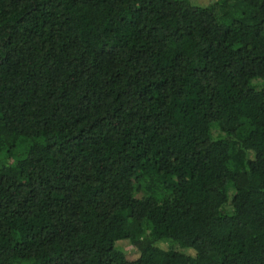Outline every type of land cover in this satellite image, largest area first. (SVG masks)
<instances>
[{
	"label": "trees",
	"instance_id": "16d2710c",
	"mask_svg": "<svg viewBox=\"0 0 264 264\" xmlns=\"http://www.w3.org/2000/svg\"><path fill=\"white\" fill-rule=\"evenodd\" d=\"M0 154V264H264V0H0Z\"/></svg>",
	"mask_w": 264,
	"mask_h": 264
},
{
	"label": "rangeland",
	"instance_id": "374dc122",
	"mask_svg": "<svg viewBox=\"0 0 264 264\" xmlns=\"http://www.w3.org/2000/svg\"><path fill=\"white\" fill-rule=\"evenodd\" d=\"M211 131H212L213 136H216L219 133V130H218V127L216 124H214L211 127ZM0 157H3V156L0 154ZM139 195H140V193H139ZM124 250L126 251V256L129 260H135L137 258L138 252L134 247H132L130 245H125Z\"/></svg>",
	"mask_w": 264,
	"mask_h": 264
}]
</instances>
